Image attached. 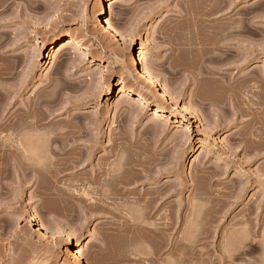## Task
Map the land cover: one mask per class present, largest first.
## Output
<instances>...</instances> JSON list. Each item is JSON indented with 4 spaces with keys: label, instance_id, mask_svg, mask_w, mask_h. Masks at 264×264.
<instances>
[{
    "label": "rangeland",
    "instance_id": "obj_1",
    "mask_svg": "<svg viewBox=\"0 0 264 264\" xmlns=\"http://www.w3.org/2000/svg\"><path fill=\"white\" fill-rule=\"evenodd\" d=\"M96 3L0 0V264H264V0Z\"/></svg>",
    "mask_w": 264,
    "mask_h": 264
},
{
    "label": "bare ground",
    "instance_id": "obj_2",
    "mask_svg": "<svg viewBox=\"0 0 264 264\" xmlns=\"http://www.w3.org/2000/svg\"><path fill=\"white\" fill-rule=\"evenodd\" d=\"M115 3V0H97V3H96V7L99 9V17H98V22H97V27L99 28V30H101V33L103 34V35H105V36H109L110 34H111V31H110V28H109V26H108V21H107V18H108V5H112V4H114ZM209 12V11H208ZM212 13V12H211ZM210 13V14H211ZM209 14V13H208ZM229 27V26H228ZM252 27H254L253 25H252ZM226 29V28H225ZM229 29H230V27H229ZM229 29H227V30H229ZM231 29H234V28H231ZM230 29V30H231ZM229 30V31H230ZM228 31V32H229ZM228 32H226V33H228ZM221 34V33H220ZM219 35V34H218ZM221 36V38H219V40H218V43L220 44V45H218V46H216L217 48L216 49H218V51L220 50V51H222L223 49H226V42H228L227 40L228 39H230V38H241V35H234V34H225V33H223L222 35H220ZM213 38H216V36L215 37H213ZM217 39V38H216ZM215 39V40H216ZM214 40V41H215ZM81 41V38H80V36L78 35V34H76V33H74V34H72V36H70V37H68L67 39H65L64 41H62V42H60L59 44H58V46L56 47L57 48V51L56 52H54L53 53V55H52V59L54 60V61H56L57 60V53H62V52H65V51H67V50H69L70 48H73L74 46H76L77 45V43H79ZM139 41H140V43H136L135 44V46H134V49H133V52L131 53V55H130V57L128 58V65L131 67V69H134V70H137L138 71V74H139V76H140V78H148V76H150L149 74V72H148V70L146 69V67L143 65V61H142V55H143V46H144V44L146 43V36L145 35H141L140 36V38H139ZM217 42V40L215 41V43ZM221 44H224L223 46H221ZM226 44V45H225ZM215 45H217V44H215ZM228 48V47H227ZM224 52H225V50H223ZM228 51V50H227ZM223 52V53H224ZM226 53V52H225ZM215 60V59H214ZM213 60V61H214ZM223 60V58L221 59V61ZM210 81H212V80H210ZM209 81V82H210ZM122 82H126V80L125 79H123V81ZM213 83H215V81L213 82ZM218 85V84H217ZM152 86H154L153 84H152ZM202 92V91H201ZM200 92V93H201ZM201 96H202V93L200 94ZM201 96H199V97H201ZM233 96V95H232ZM125 97H127V95H126V92H123V93H121V99L122 98H125ZM234 97V96H233ZM244 112V111H243ZM243 112H241V113H243ZM191 118H193V119H197L196 117H193V116H191ZM183 128V133L185 132H190L191 131V128L190 127H188V126H183L182 127ZM236 135V134H235ZM75 138V137H74ZM76 139V138H75ZM73 140V139H72ZM77 140V139H76ZM250 140H242L241 142H244V144L246 145V148H252L253 146V144H252V142H249ZM73 143V145H75V147L73 146L71 149H70V152H75V151H77V152H79V151H81V152H83L82 154H84V150H82L81 148H79V147H77L76 146V144H79V143H76V142H74V140L72 141ZM78 142V141H77ZM76 143V144H75ZM70 148V147H69ZM77 152H75V153H77ZM95 152V151H94ZM115 152V151H114ZM114 152L113 151H111V154L112 155H114ZM86 153V152H85ZM91 154L90 155H88V158H89V160H91V159H93V157H94V155H95V153H92V152H90ZM108 153H110V151H108L107 152V154ZM116 153V152H115ZM82 154H80V156L82 155ZM109 155V154H108ZM107 155V156H108ZM104 156H106V155H103V157ZM115 156V155H114ZM80 158V157H79ZM107 158V157H106ZM83 158H80L79 160L78 159H76L75 160V162L73 161V162H71V164H73V165H71V168L72 169H75V168H77V167H79V166H81V165H83V168L85 167V166H87L86 164H87V162H86V160L84 161V160H82ZM78 160V161H77ZM103 160V159H102ZM101 160V161H102ZM108 160V159H107ZM123 162H119V164H118V166H117V168H119V166H121V168H122V166H124L125 167V164H122ZM131 164V163H130ZM85 165V166H84ZM104 165V164H103ZM102 165V163H101V165H99L98 166V169H97V167H96V169H95V171H94V173H92V175H90V173H89V176L88 177H90V178H88V177H86L87 179H86V181L88 182V183H96V182H98L102 177H104L103 175H106V176H108L109 175V173H111L113 170V172H112V179L113 180H111V181H109V183H108V185L110 186H113V183L114 182H116V181H120V179L123 181L125 178H124V175L125 174H129L128 173V171L130 170V168L129 169H126V167H125V170H124V168H122V169H113L111 172H110V170H108V169H106V167H104V166H106V164L103 166ZM127 165H129L128 163L126 164V166ZM132 165V164H131ZM141 167H143L144 168V166H142V165H140ZM135 167H139V166H137V165H135L134 167H133V169H135L136 170V168ZM82 168V169H83ZM81 170V169H80ZM79 170V171H80ZM82 171V170H81ZM123 171V172H122ZM130 172V171H129ZM88 173V172H87ZM77 174V173H76ZM86 175V174H85ZM83 176V175H82ZM127 176V175H126ZM124 178V179H123ZM121 182V181H120ZM89 185V184H88ZM90 191V190H89ZM82 192V194H84V195H90V193L88 192V190L86 191V190H84V191H81ZM78 194H80V192H78ZM101 194L105 197L106 196V194L104 193V192H101ZM159 196V195H158ZM160 200V197L159 198H157V201H159ZM156 201V202H157ZM158 204V203H157ZM158 207V206H157ZM102 210H104L105 208L103 207V208H101ZM100 209V210H101ZM151 211H152V209H151ZM156 213H157V211H155V212H150V213H148V215H147V219H146V221L147 220H150V219H152V218H154V216H156ZM145 219V218H144ZM36 222H32V225H31V228L33 229V231L34 232H37V233H39V232H42L43 230H44V228L42 227V226H40L39 227V225H36L35 224ZM144 223V222H143ZM146 223V222H145ZM153 226H154V228H155V230H157V232L158 231H160L161 232V234H162V232L165 230V231H168L167 229H164L163 228V230H162V228L160 227V224L158 225V224H153ZM45 231V230H44ZM164 231V232H165ZM163 232V233H164ZM58 237H62L61 236V234H58L57 235ZM179 241V240H178ZM86 242V240L85 239H82V238H78V239H72L71 241H69V243H68V246H70V249H69V256H68V260L72 263V264H88L87 262H86V260L82 257V256H80L79 255V252L77 251V246L79 245V244H81V243H85ZM184 242H186V241H184ZM177 244L178 243H180V241L179 242H176ZM181 243H183L182 242V240H181ZM180 243V244H181ZM182 245V244H181ZM188 245H189V242H188ZM188 245H187V248H188ZM191 245H189V248H191L190 247ZM185 247V246H184ZM188 248V249H189ZM190 250V249H189ZM192 250H193V248H192ZM223 260V259H222ZM189 261V260H188ZM224 261V260H223ZM177 262H179V260H177L176 261V263ZM192 262H194V261H192ZM191 262V263H192ZM206 261H204V264H210V261H207V262H209V263H205ZM230 262V261H229ZM175 263V264H176ZM182 264H183V262H181ZM187 263V262H186ZM190 263V264H191ZM226 263H228V262H225V263H220V264H226ZM172 264V263H171ZM174 264V263H173ZM178 264H180V262L178 263ZM216 264H218V263H216ZM229 264V263H228Z\"/></svg>",
    "mask_w": 264,
    "mask_h": 264
}]
</instances>
